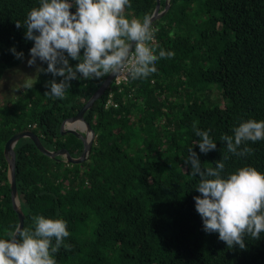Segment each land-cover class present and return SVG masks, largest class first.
<instances>
[{"label": "trees", "instance_id": "trees-1", "mask_svg": "<svg viewBox=\"0 0 264 264\" xmlns=\"http://www.w3.org/2000/svg\"><path fill=\"white\" fill-rule=\"evenodd\" d=\"M130 3L126 18L142 20L153 13L156 0ZM164 4L160 0V10ZM34 7L39 0H0V78L22 60L10 49L25 57L33 46L24 39L25 29L15 25H23ZM152 23L158 29L151 42L156 54L163 49L174 57L158 60L157 72L146 79L112 78L84 113L95 134L84 161L50 158L29 138L17 141L23 227H30L35 215L66 221L65 243L72 247L54 255L56 264H264V233L259 240L245 237L242 250L228 249L217 233L203 231L193 199L200 195L199 177L184 164L193 147L202 168L222 160L224 177L245 166L264 174V140L247 142L253 154L246 157L228 153L221 140L241 122L264 120V0H169ZM106 77L71 81L61 100L44 95L54 77L37 72L31 87L0 105V238L18 224L4 143L29 129L47 149L66 148L78 157L82 142L61 134V122L75 115ZM194 122L209 131L216 150L200 153Z\"/></svg>", "mask_w": 264, "mask_h": 264}, {"label": "clouds", "instance_id": "clouds-1", "mask_svg": "<svg viewBox=\"0 0 264 264\" xmlns=\"http://www.w3.org/2000/svg\"><path fill=\"white\" fill-rule=\"evenodd\" d=\"M75 7V12L71 9ZM126 7L130 0H39V7L31 9L16 28L25 29L24 39L32 41L28 66L36 71L51 74L46 82L49 89L44 95L63 99L71 81L101 79L108 75H125L131 80L146 79L157 72L160 59L174 57V52L159 50L156 54L152 41L158 29L153 27V17L145 14L141 19H128ZM17 59L23 52L10 49ZM82 51V54H81ZM69 58L79 61L74 66ZM47 64V67L37 65ZM79 74V76L77 75ZM55 77L62 79L57 82ZM31 87V84L25 85ZM199 137L200 153L216 150L217 144L209 135L193 125ZM233 135H223L228 153L237 157L253 154L247 142L264 140V120L249 119L233 128ZM228 157L225 156L224 159ZM185 165H190V175L199 177L194 196L195 209L202 220L203 231L218 234L228 249L239 246L246 249L245 237L259 240L264 233V174L245 166L222 176L225 164L215 162V167L202 168L193 147L188 149ZM30 227L15 225L0 238V264H56L54 255L70 236L63 219L32 216Z\"/></svg>", "mask_w": 264, "mask_h": 264}, {"label": "water", "instance_id": "water-1", "mask_svg": "<svg viewBox=\"0 0 264 264\" xmlns=\"http://www.w3.org/2000/svg\"><path fill=\"white\" fill-rule=\"evenodd\" d=\"M168 7H169V0H165L164 8L160 10V0H156L155 8L153 10V13L151 14V16L153 17L152 22L156 20L157 18H159L167 10ZM112 78H113V75H108L104 79L100 87L89 97V99L83 104V106L79 109V111L75 115L69 118H66L61 122V125H60L61 134L72 133L77 138H79L82 142V151L78 157L71 156V154L66 148H60L57 150L47 149L42 144L39 136L29 129H24V130L15 132L4 143L3 154L7 162V177L9 181L12 207L18 216L17 225H20L21 227H23V221H24V213L22 212V209L20 206V201L18 198L17 188H16V179H15L16 156H15L14 147L17 141L21 138H29L42 154L50 158H56L59 160H63L67 163H73V164L81 163L89 156L92 142L95 136L89 124L84 120V113L88 109L91 108L94 101L97 98H99L100 95L105 91V89L108 87L109 83L111 82ZM74 122H82L84 124V129L68 126V123H74Z\"/></svg>", "mask_w": 264, "mask_h": 264}, {"label": "rangeland", "instance_id": "rangeland-1", "mask_svg": "<svg viewBox=\"0 0 264 264\" xmlns=\"http://www.w3.org/2000/svg\"><path fill=\"white\" fill-rule=\"evenodd\" d=\"M29 54L14 67L2 72L0 78V105L10 103L19 95V90H25L27 84H33L37 74L36 66H28ZM37 65L42 66L37 60Z\"/></svg>", "mask_w": 264, "mask_h": 264}, {"label": "built area", "instance_id": "built-area-1", "mask_svg": "<svg viewBox=\"0 0 264 264\" xmlns=\"http://www.w3.org/2000/svg\"><path fill=\"white\" fill-rule=\"evenodd\" d=\"M116 83L126 82L129 77H126L125 75H118L113 77Z\"/></svg>", "mask_w": 264, "mask_h": 264}, {"label": "bare ground", "instance_id": "bare-ground-1", "mask_svg": "<svg viewBox=\"0 0 264 264\" xmlns=\"http://www.w3.org/2000/svg\"><path fill=\"white\" fill-rule=\"evenodd\" d=\"M68 126L69 127H74V128L84 129V124L82 122L68 123Z\"/></svg>", "mask_w": 264, "mask_h": 264}]
</instances>
